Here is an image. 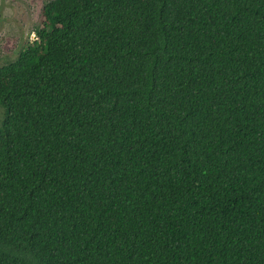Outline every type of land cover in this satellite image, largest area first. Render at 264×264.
Returning a JSON list of instances; mask_svg holds the SVG:
<instances>
[{
  "label": "trees",
  "instance_id": "1",
  "mask_svg": "<svg viewBox=\"0 0 264 264\" xmlns=\"http://www.w3.org/2000/svg\"><path fill=\"white\" fill-rule=\"evenodd\" d=\"M0 67V264H264V0H52Z\"/></svg>",
  "mask_w": 264,
  "mask_h": 264
},
{
  "label": "rangeland",
  "instance_id": "2",
  "mask_svg": "<svg viewBox=\"0 0 264 264\" xmlns=\"http://www.w3.org/2000/svg\"><path fill=\"white\" fill-rule=\"evenodd\" d=\"M31 3L35 4V11L33 17L30 16L32 12L28 10L26 3H21L19 6V11L22 10L21 15L19 14L18 20L26 25L24 31L20 32L16 30L15 27L8 24L6 27H10L0 36V66L8 60H14L18 52L22 50L27 45L33 42L32 34L35 33L36 29L40 25V14L41 8L46 3L52 0H30ZM18 7V6H17ZM11 15L6 20H9ZM12 21H16V17L11 18ZM1 22V21H0ZM5 27V26H4ZM2 119V110L0 109V121Z\"/></svg>",
  "mask_w": 264,
  "mask_h": 264
},
{
  "label": "flooded vegetation",
  "instance_id": "3",
  "mask_svg": "<svg viewBox=\"0 0 264 264\" xmlns=\"http://www.w3.org/2000/svg\"><path fill=\"white\" fill-rule=\"evenodd\" d=\"M22 2L27 4L28 10L30 12H32V14H30V16L33 17L34 11H35V4L31 3L30 0H0V21H1L0 22V36H2L3 33H5L8 28L10 29V27H8V28L6 27L8 24H10V26L15 27L17 31L20 30V32L21 31L23 32L24 29L26 28V25L23 22H21L20 20H18L19 19L18 15L19 14L21 15V13H22V10L19 11L18 8ZM43 7H44V5L42 6V8ZM42 8H41V10H42ZM39 14H41V11L39 12ZM9 15H11V17L9 18V20H6L9 17ZM12 17H16L17 22L12 21L11 20ZM19 52H18V54H19ZM18 54H17V56H18ZM17 56L14 58V60L17 58ZM14 60H8L5 63H3L0 67H2L3 65H5L9 62L14 61Z\"/></svg>",
  "mask_w": 264,
  "mask_h": 264
},
{
  "label": "built area",
  "instance_id": "4",
  "mask_svg": "<svg viewBox=\"0 0 264 264\" xmlns=\"http://www.w3.org/2000/svg\"><path fill=\"white\" fill-rule=\"evenodd\" d=\"M32 38L35 39V34H32Z\"/></svg>",
  "mask_w": 264,
  "mask_h": 264
}]
</instances>
